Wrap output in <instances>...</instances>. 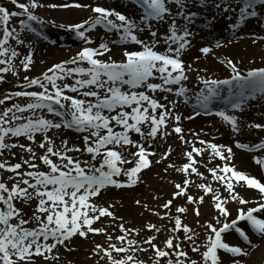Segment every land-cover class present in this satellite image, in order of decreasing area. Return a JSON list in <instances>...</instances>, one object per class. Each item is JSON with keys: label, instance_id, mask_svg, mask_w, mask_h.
I'll return each mask as SVG.
<instances>
[{"label": "snow or ice", "instance_id": "snow-or-ice-1", "mask_svg": "<svg viewBox=\"0 0 264 264\" xmlns=\"http://www.w3.org/2000/svg\"><path fill=\"white\" fill-rule=\"evenodd\" d=\"M8 2L13 10L0 3V84L7 74L17 79L25 74L16 90L0 94V264H74L61 250L72 253L76 238L95 236L104 241L90 249L93 264H249L251 249L258 247L251 236L264 241V182L236 168L233 146L206 141L199 133H192L196 142L186 139L182 122L214 115L232 135L264 132V119L241 120L249 107L264 108V66L245 70L242 60L220 59L215 50L234 41L213 36L199 52L214 55L227 77L197 69L198 84L190 88L193 64L183 57L199 34L198 23L214 30L223 21L232 37L264 45V0H121L126 11L97 0L95 6L78 0ZM45 9H91L93 15L56 24L39 15ZM49 24L73 33L82 46L30 77L36 43L48 39L37 26ZM98 28L104 35L93 39ZM114 48L121 49L120 59L113 57ZM193 100L192 113L185 116L180 108ZM217 100L226 107L213 113ZM173 135L191 150L182 153L186 162H170L164 172L173 169L183 180L170 181L171 198L156 208L135 201L166 223L126 226L115 215V203L98 202L102 192L143 183L144 170L169 160L172 147L158 148ZM234 146L253 153L264 170V137L254 143L237 139ZM216 160L221 163L209 167ZM201 166L218 187L191 179L194 174L208 181ZM192 185L202 194H191ZM237 185L257 190L258 196L244 198ZM177 198L185 203L175 204ZM206 198L215 214L201 223ZM230 202L237 204L235 218ZM190 205L197 227L182 218ZM98 222L102 226L96 227ZM233 233L236 242L228 239Z\"/></svg>", "mask_w": 264, "mask_h": 264}, {"label": "bare ground", "instance_id": "bare-ground-1", "mask_svg": "<svg viewBox=\"0 0 264 264\" xmlns=\"http://www.w3.org/2000/svg\"><path fill=\"white\" fill-rule=\"evenodd\" d=\"M121 2V0H119ZM122 7V11H126V9ZM83 12L78 11H67L63 12L61 14H66V18L68 19H77V14H82ZM80 18V16H79ZM199 29V34L195 37V39L192 40V46L188 50L187 54L183 57L186 63H192L193 64V71L189 72L190 80L187 82L188 86L190 88L194 87L195 80H197L198 73L197 69H208V75L214 78H223L225 71L221 69V65L218 63V61L215 59V56H219L220 59H224L225 57L234 58L235 61L239 62L240 60L245 61L247 59H255L258 58L261 60V63H264V45H253L251 40L248 38L241 39L239 36L232 37L231 32L227 30H223V21H220L216 28L210 29L207 25L198 23L196 26L197 30ZM211 32V34H209ZM219 37L221 39L224 38H232L233 43L226 44L223 48L215 50V56L209 55L208 57H204L203 54L199 52V49L202 46H205L209 43V41L212 39V37ZM48 51L55 52L54 49H48ZM69 51V50H67ZM120 48H114L113 54L114 58L120 59ZM75 49H70V53H74ZM199 56L200 59L197 61L195 58ZM171 98V97H170ZM220 100L214 101L213 105H217ZM192 103H194V100L191 101L188 105L182 106L180 108V111L186 116L188 114L192 113ZM209 117V116H208ZM264 119V108L260 106V104H256L252 107H249L245 114L241 117V120L245 123H251L255 121H261ZM182 127L185 130L186 139L196 142L192 133H199V138L204 139L206 141L215 142L217 144H227L230 146H233V151L235 153V156L233 158V163L236 166V168L240 171H243L257 179H259L261 182H264V170H261V168L254 163L253 160V154H247V153H241L240 151H236V148L234 146L235 140L244 141L250 140L249 133L246 131L243 135H232L230 133V128L228 125L223 124V122L220 120L219 117H209L208 119H202L200 116L192 121L184 120L182 122ZM248 133V134H247ZM67 138L73 137L70 135L69 132L65 134ZM260 137H264L263 135H259ZM245 142V141H244ZM258 142V141H256ZM171 146L173 149L172 155L174 160V163H176L178 166H181L185 161V158L182 156V153L185 150H191L189 145L182 144L177 137L174 135L171 137H168L165 141L162 142L161 147L158 148L159 152L165 151V149ZM197 147H200L198 143H196ZM170 156V157H171ZM159 156L156 157H150L153 161L158 159ZM169 159V160H170ZM197 159H200V157H197ZM208 159L207 155L204 156V160L206 161ZM169 160H167L169 162ZM164 163V162H163ZM221 163L219 160H216L213 162V164H209V167L214 166V164ZM161 164H155L150 167V169L145 170L146 172L152 169H156L160 167ZM154 167V168H153ZM201 172H204L206 176H208V181H201L198 180L194 174L191 177L192 180L201 182H212L211 181V175L205 171V168L201 166L199 168ZM144 171V172H145ZM169 177H172L175 182H179L183 180V175L181 173H177L174 170H171V175ZM168 182V181H166ZM243 183V182H241ZM213 187H218V185L215 182H212ZM163 188H166V191L168 189L167 183L166 184H160ZM191 194L199 195L202 193H198L197 188L190 187ZM235 191L239 193L241 196H243L246 199H252L256 198L258 196L257 190L254 189H246L241 188L239 185L236 186ZM121 193V191L119 192ZM113 194L111 191H108V193L104 196H101L99 198L100 202L106 203H115L116 207L114 209L115 215L117 217H123L127 223L135 224L138 222L137 218L140 220L143 215H141V211L135 210L134 208H131L129 206V197L128 195H124L121 198H114L112 197ZM224 195H227V193H224ZM98 201V202H99ZM237 205L235 202H230L227 206L230 210H232V214L234 213V206ZM152 207V205H149ZM234 209V210H233ZM200 211L202 213L201 218L207 220L211 216H213L214 210L211 205L210 198H206L204 204L201 206ZM143 213H148L143 209ZM194 216V215H193ZM189 217L188 216V223L190 226L197 227L196 225V217L194 216ZM140 222V221H139ZM244 226V224H243ZM255 237L252 238L253 243L257 244L258 247L255 249H251L252 255L249 259V264H264V241H261L259 236L253 234ZM232 236V235H230ZM228 239L232 242H236L234 240H231L232 238Z\"/></svg>", "mask_w": 264, "mask_h": 264}, {"label": "rangeland", "instance_id": "rangeland-1", "mask_svg": "<svg viewBox=\"0 0 264 264\" xmlns=\"http://www.w3.org/2000/svg\"><path fill=\"white\" fill-rule=\"evenodd\" d=\"M48 2L52 3H60L62 0H48ZM79 3L81 4H94V0H78ZM99 4L105 7H115L117 10L122 11V3L119 0H97ZM0 3L4 4L6 7H8L10 10H13V6L8 2V0H1ZM67 11H80L83 12L82 14H77V19H68L66 18V14H61L63 12ZM39 15L48 21L54 20L56 24H68V23H78L82 22L85 19H88L89 16L93 15L91 12V9H72V10H62V9H45V10H40ZM80 16V18H79ZM13 24L18 25V21L14 20ZM38 27V30L42 31L44 35L48 36V39L46 41L42 42H37L35 49H34V65L32 66L31 70L27 73L30 77L37 76L44 72L48 67H50L54 63H58L62 60H66L70 58L71 56L75 55L76 52L79 51L81 48L82 44L81 42L75 37L73 33H69L65 31L64 29L58 28V27H53L51 24L44 26L42 29ZM252 31H259L257 28H253ZM33 36L35 34H32ZM104 35V30L102 28H98L95 32L92 33L93 39H98L99 37ZM251 40L250 38H248ZM55 41V43H53ZM74 48L75 52L70 53V49ZM48 49H54L55 52L48 51ZM69 51H67V50ZM24 52L25 50H21ZM113 57L114 54H113ZM116 59V58H115ZM43 61V63L41 62ZM264 66V63H261V60L258 58L255 59H247L243 61L242 67L246 70L247 68L250 67H260ZM221 69L225 71L224 67L221 65ZM25 73L21 72L19 79L16 77H13L11 74H7L6 76V82L3 84H0V94L9 91V90H16V85L19 83L20 80H22L23 75ZM227 77V72L225 71V74L223 78ZM194 84H198V81L195 80ZM21 103H24L23 100L20 101ZM70 135L73 137L69 138L70 140L79 143V141L76 140V134L69 132ZM249 133V137L253 139L252 141L250 140H244L245 142L248 143H254L258 141L259 135H263L264 132L260 133ZM247 133V134H248ZM175 136V135H174ZM176 137V136H175ZM242 141V142H244ZM236 151H240L236 149ZM242 153V152H241ZM170 158H173L171 156ZM169 158V159H170ZM15 162V161H13ZM174 162L173 159H170L169 162L166 160L164 163L162 162V165L155 170H149L145 171L142 173V180L143 183H139L137 186H135L132 189H110L108 191H111L113 194L112 197L114 198H121L124 195H128L129 197V206L131 208H134L135 210L137 209L138 211H141L143 213V208L136 205L135 201L137 199L141 200L144 203H147L150 208H156L157 205H162L167 199L171 198V193L174 191L173 184L170 183V181H174L172 177H169L171 175V170L169 169L168 172H164V168L167 166L168 163ZM154 168V167H153ZM199 180V179H198ZM168 181V182H166ZM180 182V180H179ZM201 181H198V183ZM168 186V189L166 191V188H163L160 184H166ZM195 188L194 185L190 186ZM102 192L101 196H104L108 193ZM121 191V193H119ZM154 196H159L160 199L156 200L153 199ZM100 202V201H99ZM175 204H184L185 201L180 200L177 198V200L174 202ZM249 207L255 206V205H248ZM189 211L186 214L185 217H182L185 222H188V216L191 217L194 215L193 211V206H188ZM237 208V205L234 206V209ZM233 209V210H234ZM161 212H163V209H159ZM174 211V209H173ZM118 215V214H116ZM236 211L234 210V213L232 214V218H235ZM194 217V216H193ZM138 222H136L134 225L127 223L126 226L128 227H142L146 222H154L158 226L161 224L166 223L165 221L160 220L156 216L151 215V213H143V217L139 220L137 218ZM140 221V222H139ZM201 223L205 221V219L201 218ZM102 223L108 224L109 220L107 218H104ZM101 222H98L95 226L100 227L102 226ZM243 226V225H242ZM111 227L109 228V231H111ZM116 234H119L117 232ZM232 236H229V238H232L231 240L236 241L237 236L236 234H231ZM160 239H163V235H161ZM104 241L103 236H95L91 237L88 240L81 239V238H76L73 243V247L76 249L72 253H67L63 249L61 250L62 256L65 259L72 260L74 261V264H93L92 259H90V249L93 246V243H101Z\"/></svg>", "mask_w": 264, "mask_h": 264}]
</instances>
